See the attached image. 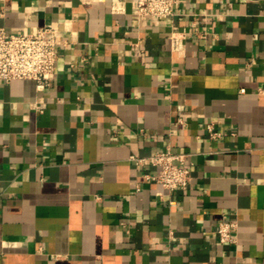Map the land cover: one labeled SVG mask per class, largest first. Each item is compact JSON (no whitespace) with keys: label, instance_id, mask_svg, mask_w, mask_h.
I'll use <instances>...</instances> for the list:
<instances>
[{"label":"crops","instance_id":"crops-1","mask_svg":"<svg viewBox=\"0 0 264 264\" xmlns=\"http://www.w3.org/2000/svg\"><path fill=\"white\" fill-rule=\"evenodd\" d=\"M135 1L0 0L65 41L50 88L0 81V264H264V0ZM166 149L182 190L133 160Z\"/></svg>","mask_w":264,"mask_h":264},{"label":"built area","instance_id":"built-area-1","mask_svg":"<svg viewBox=\"0 0 264 264\" xmlns=\"http://www.w3.org/2000/svg\"><path fill=\"white\" fill-rule=\"evenodd\" d=\"M178 0H136L134 12L139 19L155 17L165 19L174 15ZM116 11V7H113ZM65 45L58 30L45 25L32 33L11 34L0 28V81L28 80L38 92L50 88L56 75L58 49ZM210 137L222 134L213 124L207 126ZM137 164H150L157 168L154 175L146 174L147 183L160 185L168 192L186 188L191 180V169L186 164L187 155L173 153L170 149L158 151L147 158H134ZM234 222H223L217 227V236L223 244L235 242Z\"/></svg>","mask_w":264,"mask_h":264}]
</instances>
